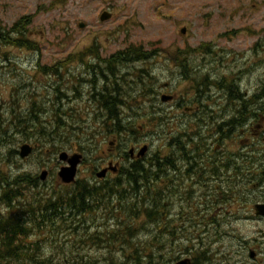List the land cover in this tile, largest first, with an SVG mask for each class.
<instances>
[{
    "label": "rangeland",
    "instance_id": "1",
    "mask_svg": "<svg viewBox=\"0 0 264 264\" xmlns=\"http://www.w3.org/2000/svg\"><path fill=\"white\" fill-rule=\"evenodd\" d=\"M104 11H108L112 16L108 21L101 22L99 17ZM24 17H29L31 20L27 36L39 44V50L31 52L26 49L0 45V169L9 172L12 176L24 172L40 175L46 170L48 179L45 185L48 189L52 186L59 187L57 172L62 165L58 164L61 151L65 150L69 154L84 152L86 161L79 167L77 177L80 180L93 182L92 163L97 157L102 156L103 152H107L110 141L118 138L115 132L114 134L108 133L106 129L100 128L101 121L95 119L97 111L104 112V109L95 107L89 100L90 95L87 91L91 89V86L86 84V81L95 79L94 76L90 77V72L84 70V68H89V64L95 65L98 70L105 65L110 66L103 59L116 53L120 56L124 53L125 56L126 50L132 46H139L149 51L148 53H153L155 59L151 60L149 63L151 66L148 65L146 68L144 64L129 61L116 64V67L125 68L122 74L129 73L126 76L128 80L137 79L138 69L143 70L140 73L142 84L134 88V94L136 92L141 94L145 87L153 88V85L157 86L162 81V83L179 82L181 76L177 70L163 67V58L158 57V53H175L187 46L194 48L203 44L207 45L202 53L208 57L209 53L214 52L220 56L232 53L231 57L240 58L241 53L245 52L248 66L255 62L254 66L257 70L264 69V0H0V28H11ZM80 23L84 24L83 28H79ZM182 28H185V34L180 33ZM92 47L96 48L95 52L100 54V59H94L92 57L95 55L91 56V53H88ZM86 51L87 53L83 54ZM79 53L82 54L79 55ZM78 55L82 61L76 59ZM70 56L75 57V60H70ZM61 62L65 63L61 66L58 76L62 87L57 104H55L61 109L63 117L69 112L64 120L79 122L87 131L68 135L64 143L67 149L64 148L57 152L53 158H49V155L41 156L39 150L24 161H21L17 155L10 156V150L20 149V141L27 133L24 130L23 121L32 115L29 112L34 109L33 102L37 104L35 107H40L37 113L42 115L43 121L44 118L48 123L53 120L54 112L51 103L56 96L54 89L60 85V82L57 77L42 75L40 71H47L46 67H53ZM135 67L138 69L134 71ZM175 75V79L172 78ZM182 84L185 83L182 82ZM182 84L179 85L181 89ZM73 87L77 89L68 90ZM110 87L108 85V88ZM81 89L83 90L81 94L85 93L83 99L73 104H66L63 94L78 96ZM211 95L214 100H222L217 97L216 93H211ZM83 100L85 103H82ZM131 108L137 121L134 122L132 117L128 118L126 122H123L125 128L130 131L132 127L136 129L140 127L138 133L133 136L152 140L150 147L152 154L159 152L161 156H164L165 153V155L172 156L173 160H177L174 152L176 147L170 144L171 148H167L163 144L164 131L171 127V123L168 121L151 123L145 115L144 108H139L137 104ZM120 110H127V108L123 107ZM15 116H17L16 120H14ZM178 125L180 131L185 129L186 124ZM28 126L33 132L32 135L40 136L34 134L35 124ZM211 126L213 124H209V127ZM95 130L103 133L96 136V151L90 153L88 150L95 147L80 148L77 144L80 142L78 137H81L82 142H87ZM127 134L129 133L124 135ZM30 140L35 139L31 137ZM226 140L227 145L233 144V141ZM27 142L30 143V141ZM238 142L235 146H238ZM38 161L42 164L40 165ZM129 192L131 196L134 195L133 192ZM178 197L172 194L166 197V200L157 199L160 204V201L175 202ZM197 199L195 198L196 201ZM176 204L180 206L179 202ZM148 205L153 207L152 203ZM182 215L184 214H180L179 211L174 221L180 220ZM116 223L117 219L114 217L105 216L103 218L101 214H98L94 219L82 220L81 230L84 232V228L87 227L105 229L114 227ZM72 225L74 229L64 226L67 228L60 230L61 235L58 240L61 243L75 236L73 232H80L75 224ZM233 225L228 226V229H232ZM249 236L250 231H244L242 234L232 231L229 235L214 238L212 242H208V237L203 239L205 243L211 244L218 241L210 249L211 253L207 255L208 259H212L209 264H219L222 261V253L220 252L217 257L214 253H217L219 249L224 252L223 244H237L241 238ZM54 244L53 241L42 244L46 256L56 254L57 249L54 248ZM71 244V242L66 244L65 249L68 253ZM98 250L102 248L89 244L85 245L83 252L98 256L101 255ZM184 257L190 258L191 256L185 254L182 255V259ZM175 262V260H170L168 264Z\"/></svg>",
    "mask_w": 264,
    "mask_h": 264
},
{
    "label": "trees",
    "instance_id": "2",
    "mask_svg": "<svg viewBox=\"0 0 264 264\" xmlns=\"http://www.w3.org/2000/svg\"><path fill=\"white\" fill-rule=\"evenodd\" d=\"M30 22L29 17H24L11 28H0V45L38 52L39 44L27 36ZM206 46L203 44L192 50L201 53ZM91 50L88 53L97 55L95 47H92ZM147 54L148 52H145L142 47L132 46L126 50L125 56L118 54L114 62L112 60L109 62L144 60ZM76 59L82 61L79 55ZM70 60H75V57L70 56ZM63 65L65 63L61 62L53 67H46L47 71H40V73L57 77L59 81L58 76ZM105 72L107 73V71ZM113 72L116 75L122 74L115 70ZM138 72L136 77H141V72ZM104 83L109 84L110 81L104 78ZM117 83L128 85V79L118 80ZM88 84L93 88L95 87L91 83ZM210 84L230 91L229 93L232 92V95L236 94L239 97L236 87L232 86L231 83L224 88L219 86L217 82L209 81L207 77H203L197 82V88L203 90L208 88ZM61 87L60 82V85L54 89L56 96L51 103L54 112L53 123L46 122L45 118V126L39 118L36 123H33L36 128L34 134L40 136L32 135L33 132H31L27 121H23L24 130L27 133L22 137L20 143L25 141L37 143L39 150L37 151L40 155H49V158L55 157L57 152L65 148L64 143L68 139V135L87 131L79 122L66 121L64 123L63 119L68 117L69 112L63 117L61 109L58 108V105L56 106ZM74 89L77 88L73 87ZM105 90L108 93L103 92L101 94L103 101L100 104L108 113V120L105 119L101 124L107 132L126 133L125 123L120 120V107L122 106L119 104L121 102L119 99L122 98L120 91H118V96L117 94H113V96L111 90ZM35 106H37L36 103ZM38 108L40 107H34L29 112L33 115L26 120L36 118L34 114L37 113ZM16 118L17 116L14 117V120ZM233 126L217 124L215 128H217L219 139L225 136L226 127ZM201 128L200 126L195 134L198 135ZM130 131L135 132V129L131 128ZM95 132L97 131L95 130L91 135L94 136ZM193 136V142L190 145L182 143L179 146L182 148L181 158L187 161V170L192 176L198 177L201 176L202 170L207 171L211 165V143L208 138L203 140ZM31 137L35 140H30ZM80 148L82 147L80 146ZM88 151L95 153V150L92 149ZM9 154L10 156H18L19 152L18 150H10ZM38 162L40 165L42 164V162ZM176 163L178 162L174 161L172 156L165 155L161 158L156 152L148 161V167L136 162L125 169L122 179L126 180L127 187H114L113 185L106 187L105 184L97 185L78 179L72 186H52L48 189L45 182H40L38 175L24 172L12 176L9 172L0 169V264H107L106 261L108 264H165V262L176 257L177 252L174 247L179 243H182L181 254H190L195 263H203L208 259V245L203 239L209 235L202 236L199 232L207 228L208 220L203 208L205 210L204 202L207 200L210 188L205 185V182H199L197 190L200 193L197 194L195 188L185 185V182L182 185L181 183L180 185H173L169 176L163 175V179L159 176L160 171H164L165 167L173 169ZM146 178H149V188L146 184H143L144 188L138 183V181H143ZM129 189L135 194V197H132L135 200L133 208L130 207ZM138 191L142 193H138ZM139 194L143 195V198L145 195H151L153 199L162 198L165 200L166 197L176 194L179 198L182 197L180 200L185 203L183 206L190 204V207L197 208V212L192 216H188L186 212L180 220L174 221L162 213L164 203L161 201L155 209L150 205L140 208L138 205L140 202L138 201ZM215 195L219 199L220 193L216 189ZM195 198L201 199L195 202ZM98 214H101L103 218L105 216L114 217L117 219L116 225L105 229L96 227L97 230L94 228L91 230L87 227L86 231L82 232V220H87L90 216L96 217ZM199 214H203V216H199ZM211 222L219 226L222 220L211 219ZM72 224H75L80 232H73L72 234H76L75 236L61 243L58 240L61 235L60 230L67 227L74 229ZM217 236L211 234L213 238ZM47 241L55 243L56 254L49 256L44 254L42 244ZM70 242L72 244L68 253L65 247ZM89 244L109 250L98 256L85 254L83 252L84 247Z\"/></svg>",
    "mask_w": 264,
    "mask_h": 264
},
{
    "label": "flooded vegetation",
    "instance_id": "3",
    "mask_svg": "<svg viewBox=\"0 0 264 264\" xmlns=\"http://www.w3.org/2000/svg\"><path fill=\"white\" fill-rule=\"evenodd\" d=\"M246 54L243 52L240 58H236L231 57L232 53L220 56L218 53L211 52L209 57L196 51L158 53V57L163 58V67L177 70L181 80L176 83L172 81L162 83V81V84L153 85V88L145 87L141 94L138 92L134 94V88L142 84L141 77H137L135 80L129 79L128 85L117 83L118 80H126V76L129 74L127 72L116 75L113 72L114 70L125 72V68L116 67L117 63L109 62V60L115 61L117 53L103 59L110 66L105 65L98 70L95 65L89 64V68H84L86 72L91 73V75L89 74L90 77L94 76L95 78L86 81V84L95 85L94 88L92 86L87 91L90 95L89 100L95 107L104 109L100 102L103 101L101 94L103 92L108 93L105 89L111 90L113 92L111 95L117 94V96L119 95L118 91H120L122 96L119 99L121 101L119 104L122 105L120 109L127 108V110H120L122 122H126L131 117L134 122L137 121L131 108L137 104L139 108L145 109V115L148 120H151V123H166L167 121L171 123V127L164 131L163 144L167 142V145L164 146L167 148L170 147V144L176 147L174 152L178 159L174 161L178 163L173 169L165 167L164 171H160L159 176L161 178L163 175L169 176L174 183H172L173 185H180V183L182 185L185 182V185L194 187L197 194L200 193L197 190L199 182H205V185L210 188L207 200L204 202L205 210L203 208L208 220L207 228L202 229L200 234L215 235L217 233L224 236L229 235L232 231L236 234L250 231L249 237L241 238L237 244H223L222 250L224 252L219 249L217 253H214L216 257L220 255V252L222 253V261L219 264H264V69L257 70L254 66L255 62L248 66ZM121 56H124V53ZM92 58L100 59L101 57L97 53ZM153 59H155L154 54L148 53L144 60H138L135 63L144 64L146 68ZM112 64H114L113 67ZM137 69L135 67L134 71ZM175 77L176 75L172 76L174 79ZM203 77H207L209 81L217 82L219 86L224 88L231 83L232 86L236 87L240 98L236 94L232 95L227 90L214 87L212 84L208 88L199 90L197 82ZM104 78H107L110 83L105 84ZM180 84L183 85L182 89ZM108 85L111 87L108 88ZM121 87L125 88L122 89ZM127 87L129 89H126ZM68 90L73 91L72 88H68ZM82 91L81 89L79 95L73 97L65 94L66 104H73L83 99L85 93L83 92L82 95ZM211 93H216L217 97L222 100H214ZM82 103H85V100ZM107 116L108 113L105 110L104 112L97 111L95 119L102 122L107 119ZM178 124H186L185 129L180 131ZM204 124H207L206 134L211 143V165L207 171L202 170L201 176L194 177L187 170V161L181 158L182 148L179 145L182 143L190 145L193 142V134ZM209 124H213V126L209 127ZM217 124L234 126L226 127L225 136L219 139L217 128H215ZM137 129L139 131L140 127ZM126 131L129 134L116 133L118 138L108 143L107 152H103V155L97 157L92 163L95 179L93 182L89 181L90 183L97 185L113 182H115L114 184H127L125 179L116 182L122 179L127 167L136 162L148 167V161L156 153L152 154L150 150L152 140L145 137H134L133 135L138 133L136 129L135 132L128 131V129ZM102 133V131L95 132L94 136H89L87 142H82L80 138V142L77 144L82 149L83 147L86 149L87 147H95L93 150L96 151L95 139ZM108 133L114 134L113 131ZM152 138L154 139L153 136ZM226 139L233 141V144L227 145ZM237 142L238 146H235ZM27 144H31V142ZM78 153L83 155V164L86 161L85 154L84 152ZM160 157L163 156L160 155ZM100 172H103V175L98 177L97 174ZM148 181L149 178H146L143 181H138V183H148ZM215 189L220 193L219 199L216 198ZM180 198L178 197L174 203L164 202L162 208L164 216L173 220L177 218L179 211L180 214L187 212L188 216L195 215L197 208L190 207V204L183 206L185 203ZM194 201L197 202L195 199ZM176 202H179L180 206ZM181 202L184 204L182 205ZM199 216H203V214H199ZM211 219H221L223 223L218 226L216 223H212ZM232 224H234L232 229H228V226ZM217 242L210 243L209 251ZM106 250L109 249L102 248L98 252H105ZM174 250L177 253L173 260L177 263L182 259L181 244L175 246ZM188 259L190 264H197L192 257ZM211 261L212 259L209 258L203 263L209 264ZM169 262H165V264ZM106 263L108 264L107 261Z\"/></svg>",
    "mask_w": 264,
    "mask_h": 264
},
{
    "label": "water",
    "instance_id": "4",
    "mask_svg": "<svg viewBox=\"0 0 264 264\" xmlns=\"http://www.w3.org/2000/svg\"><path fill=\"white\" fill-rule=\"evenodd\" d=\"M111 18V14L108 12H103L100 16L101 21H107ZM84 24L80 23L79 27L83 28ZM181 33H185V29L181 30ZM32 152V147L29 145H23L20 149V157L26 158ZM82 156L79 154L73 155L70 158L68 157L67 153L63 152L59 155V160L62 162H67L66 166H63L60 171L58 172V177L61 179L63 183L69 184L75 181L76 173H77V166L81 162ZM98 177L103 175V172L97 174ZM47 176L46 172H43L40 176L42 181H45ZM179 264H188V261L184 260L181 261Z\"/></svg>",
    "mask_w": 264,
    "mask_h": 264
},
{
    "label": "bare ground",
    "instance_id": "5",
    "mask_svg": "<svg viewBox=\"0 0 264 264\" xmlns=\"http://www.w3.org/2000/svg\"><path fill=\"white\" fill-rule=\"evenodd\" d=\"M230 92V91H229ZM232 93V92H231ZM235 95V94H234ZM234 97V96H233ZM33 104H34V107H35V102H33ZM46 113V112H45ZM42 114H44V113H42ZM33 115V114H32ZM34 115H36L35 117L36 118H33V119H30V120H25V121H27V124L28 125H31V124H33V123H36V121H37V119L39 118L42 122H43V126H45V124H44V121L41 119V116L39 115V112L38 113H35ZM65 118V117H64ZM63 121H64V123L66 122V120H64L63 119ZM49 123H53L52 121H50ZM22 125V124H21ZM47 125H50V124H47ZM205 125V126H204ZM203 126H202V128L200 129V131H199V134L197 135V134H195L194 135V138L196 137V138H198V137H200L201 139H203V140H205L206 138H207V134H205L206 132H207V124H204ZM25 126V125H24ZM205 129H204V128ZM20 128V127H19ZM25 128V127H24ZM47 130H49V129H47ZM37 135V134H36ZM35 136V135H34ZM164 146H165V144H164ZM123 180V179H122ZM121 181V180H120ZM143 184H146V186L149 188V185L150 184H148L147 182H141L140 183V186H144ZM111 185H113L114 187H127L128 185L127 184H120V183H118V184H114V183H111V184H105L104 186H111ZM146 187V188H147ZM139 188H141V189H144L145 188V186H144V188L143 187H139ZM140 189V190H141ZM129 191H131V192H133L131 189H129ZM134 193V192H133ZM138 193H142V192H140V191H138ZM182 194V193H181ZM132 197H135V194L133 195V196H131L130 195V201H131V204H130V207H134V205H133V202L135 201L134 200V198L132 199ZM138 201H140V202H138V205L140 206V208H141V205H143V206H147L149 203H152L153 204V209H155V208H157L160 204H159V202H158V199L156 198V199H153L152 197H151V195H145V197L143 198V195H141V194H139V198H138ZM130 203V202H129ZM64 218V217H63ZM89 218H91V219H94V218H96V217H93V216H90ZM88 219V218H87ZM84 231H86V228H84ZM187 247H188V244H187Z\"/></svg>",
    "mask_w": 264,
    "mask_h": 264
}]
</instances>
